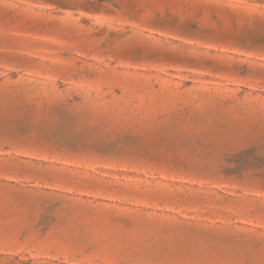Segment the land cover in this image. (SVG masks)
<instances>
[{"label": "rangeland", "instance_id": "1", "mask_svg": "<svg viewBox=\"0 0 264 264\" xmlns=\"http://www.w3.org/2000/svg\"><path fill=\"white\" fill-rule=\"evenodd\" d=\"M0 264H264V0H0Z\"/></svg>", "mask_w": 264, "mask_h": 264}]
</instances>
